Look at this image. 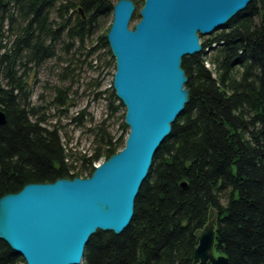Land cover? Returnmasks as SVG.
Segmentation results:
<instances>
[{
    "label": "trees",
    "instance_id": "16d2710c",
    "mask_svg": "<svg viewBox=\"0 0 264 264\" xmlns=\"http://www.w3.org/2000/svg\"><path fill=\"white\" fill-rule=\"evenodd\" d=\"M118 1L0 0V40L5 28L13 38L10 47L0 45V110L7 116L0 125V199L29 184L90 177L94 164L124 148L125 123V136L109 131L108 121L124 107L114 90L96 94H108L109 114L87 129L94 139L89 155L62 135L72 88L53 86L50 100L40 94L34 104L29 81L32 69L59 57V46L75 49L62 81L75 71L80 50L112 68L114 61L104 59L112 24L101 33V23ZM182 69L189 101L153 158L129 226L92 235L84 264H193L195 233L210 208L218 211L215 254L229 264H264V0H253L205 39L199 54L182 59ZM87 115L83 109L69 119L82 126ZM0 264L26 263L0 240Z\"/></svg>",
    "mask_w": 264,
    "mask_h": 264
},
{
    "label": "water",
    "instance_id": "95a60500",
    "mask_svg": "<svg viewBox=\"0 0 264 264\" xmlns=\"http://www.w3.org/2000/svg\"><path fill=\"white\" fill-rule=\"evenodd\" d=\"M252 2L145 0L140 21L130 29L136 5L119 0L107 41L116 64L113 89L126 108L125 146L91 177L29 184L2 197L0 240L26 264H81L92 235L121 234L155 154L189 101L182 59L199 54L200 36L214 34ZM6 122L0 110V125ZM217 219L212 208L208 223L196 232L193 264H229L226 255L215 254Z\"/></svg>",
    "mask_w": 264,
    "mask_h": 264
},
{
    "label": "rangeland",
    "instance_id": "374dc122",
    "mask_svg": "<svg viewBox=\"0 0 264 264\" xmlns=\"http://www.w3.org/2000/svg\"><path fill=\"white\" fill-rule=\"evenodd\" d=\"M117 0H113L115 3ZM142 5H137L133 17L130 21V29H134L137 23L140 21V12ZM113 21V13L106 16L101 23V33L106 32ZM8 28L4 29L2 34L0 45L10 47L13 38L10 37V33L7 31ZM210 36H200V43L210 38ZM107 49V51H109ZM4 51V50H3ZM67 53L66 49H62L59 46L58 58L47 61L38 69H32V77L30 78V86L33 90L32 102L38 104L39 95L44 94L46 100H50L53 95V86H70L72 88L71 99L74 106L69 109L70 117H62L60 119L61 124L64 126L62 129V135L64 141L68 140L72 143L78 151L91 153L93 151V136L88 133L87 129L94 127L103 120L107 119L109 114V99L108 94L101 98H97L96 94L100 91L113 90V81L115 74V60H113L112 53L104 56L106 61H114L112 68H106L104 61L99 60L98 54L87 58V50H80L74 59L72 69L75 71L70 75L66 81L61 80L60 74L64 72L63 68L67 66L69 60L72 58V53ZM209 53L210 51L207 50ZM97 61V64L95 62ZM101 66V68H100ZM37 74V76H36ZM101 83V86L99 85ZM78 91L77 94L74 92ZM120 104V101L117 102ZM83 109H86L90 115L86 116V122L84 125L78 126L76 123H71V116L77 115V113ZM52 115H56V112L51 111ZM126 108L122 107L115 114V116L108 121L109 131L116 137L126 135V130L122 128L125 123ZM92 118V120H91ZM129 132V128H128ZM67 133L68 137L65 135ZM127 137V135H126Z\"/></svg>",
    "mask_w": 264,
    "mask_h": 264
},
{
    "label": "bare ground",
    "instance_id": "6f19581e",
    "mask_svg": "<svg viewBox=\"0 0 264 264\" xmlns=\"http://www.w3.org/2000/svg\"><path fill=\"white\" fill-rule=\"evenodd\" d=\"M199 35H200V33H198ZM95 64H97V61L95 62ZM206 67L207 68H209L210 70H212V68H211V65L210 64H206ZM186 88V85H185V87H184V89ZM187 89V88H186ZM114 90V89H113ZM124 106V105H123ZM173 125V124H172ZM128 135H129V132H128V134H127V137H128ZM127 137H126V139H127ZM123 149V148H122ZM118 153V152H117ZM91 153H89V155H90ZM113 156V155H112ZM108 160V159H107ZM106 160L104 159V160H100L98 163H96V164H98L99 166L103 163V162H105ZM84 164V161L83 160H79V161H77V162H75V166H76V170H79L80 168H81V166ZM95 167V166H94ZM97 167H95V169H96ZM95 171V170H94ZM72 174H74V172L72 171ZM75 178H84V177H75ZM74 179V178H73ZM62 180V179H61ZM70 180H72V179H70ZM136 200V199H135ZM134 207H135V202H134ZM212 208H210V210H211ZM210 210H209V213H210ZM218 212V211H217ZM208 219H209V216H208ZM217 222H218V219H217ZM208 223V222H207ZM206 223V224H207ZM206 226V225H205ZM204 226V227H205ZM203 227V228H204ZM203 228H201V229H203ZM200 230V229H199ZM198 231V230H197ZM196 231V232H197ZM195 235H196V233H195ZM196 239H197V237H196ZM198 241V240H197ZM219 255H216V257H218ZM81 264H84V261H82V263Z\"/></svg>",
    "mask_w": 264,
    "mask_h": 264
},
{
    "label": "built area",
    "instance_id": "2783aa9c",
    "mask_svg": "<svg viewBox=\"0 0 264 264\" xmlns=\"http://www.w3.org/2000/svg\"><path fill=\"white\" fill-rule=\"evenodd\" d=\"M95 167H98L99 165L98 164H94Z\"/></svg>",
    "mask_w": 264,
    "mask_h": 264
}]
</instances>
